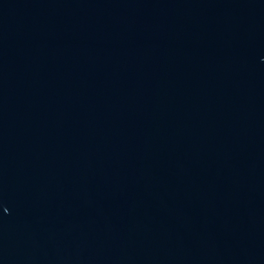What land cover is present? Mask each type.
Instances as JSON below:
<instances>
[{
    "label": "water",
    "instance_id": "95a60500",
    "mask_svg": "<svg viewBox=\"0 0 264 264\" xmlns=\"http://www.w3.org/2000/svg\"><path fill=\"white\" fill-rule=\"evenodd\" d=\"M0 264H264V0H0Z\"/></svg>",
    "mask_w": 264,
    "mask_h": 264
}]
</instances>
